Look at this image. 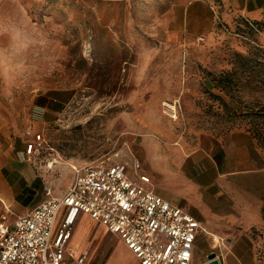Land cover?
Wrapping results in <instances>:
<instances>
[{
	"label": "rangeland",
	"instance_id": "obj_1",
	"mask_svg": "<svg viewBox=\"0 0 264 264\" xmlns=\"http://www.w3.org/2000/svg\"><path fill=\"white\" fill-rule=\"evenodd\" d=\"M200 5L208 8L207 24ZM220 6L0 0V116L25 146L36 134L45 140L27 163L35 181L10 185L25 201L18 207L43 198V182L62 194L72 166L135 157L147 171V153L183 147L205 132H246L264 155V19L251 30ZM238 55L253 58L256 68L243 69ZM226 72L231 82L219 80ZM43 106L51 111L44 118ZM9 209V218L17 216ZM77 235L88 264H136L120 239L87 218Z\"/></svg>",
	"mask_w": 264,
	"mask_h": 264
},
{
	"label": "crops",
	"instance_id": "obj_2",
	"mask_svg": "<svg viewBox=\"0 0 264 264\" xmlns=\"http://www.w3.org/2000/svg\"><path fill=\"white\" fill-rule=\"evenodd\" d=\"M199 8L204 13L201 20L207 24L208 8L205 5ZM220 8L224 13L231 8L234 16L244 20L261 21L264 0H221ZM226 16L221 14L223 20ZM191 17L195 18L196 13ZM39 109H43V118L51 112L46 106ZM33 127L41 129L35 124ZM43 129L49 131L45 123ZM24 143L12 138L10 126L0 116V208L3 211L0 216L11 214L9 207L17 216L27 214L46 199L45 186H50L53 196L66 191L55 195L52 185L43 182V198L28 202L25 209L18 207L25 205V201L15 192L16 187L10 185H31L35 181L27 163L32 162L37 151L32 157L27 156ZM142 160L147 163L148 169L143 172L150 176L153 192L189 213L204 230L195 242L191 264L206 263L211 253L220 264H264V155L250 134L237 130L224 135L205 132L183 147L154 155L147 153ZM84 218L107 230L88 216H79L70 246L77 254L85 253L84 264H88L87 252L76 243L77 228ZM122 245L129 255L130 251ZM113 262H118L115 254ZM64 264L77 263L68 260Z\"/></svg>",
	"mask_w": 264,
	"mask_h": 264
},
{
	"label": "built area",
	"instance_id": "obj_3",
	"mask_svg": "<svg viewBox=\"0 0 264 264\" xmlns=\"http://www.w3.org/2000/svg\"><path fill=\"white\" fill-rule=\"evenodd\" d=\"M44 142L36 134L26 143V155L32 157ZM129 161L108 158L72 166V181L62 195L53 196L45 186L46 199L27 214L12 220L1 215L0 264H84L86 254L70 246L80 215L117 236L138 264H191L204 232L201 224L157 196L141 162Z\"/></svg>",
	"mask_w": 264,
	"mask_h": 264
},
{
	"label": "trees",
	"instance_id": "obj_4",
	"mask_svg": "<svg viewBox=\"0 0 264 264\" xmlns=\"http://www.w3.org/2000/svg\"><path fill=\"white\" fill-rule=\"evenodd\" d=\"M263 19H264V12H263ZM249 21L251 22V24L247 20H245L246 26H248L251 30H253V29L254 30H258L259 29V25L258 24H259L260 21H254V20H249ZM253 25H255V26H253ZM222 26H224V25H222ZM237 58H238V61H239V65L243 69L245 68V69H249V70L250 69L254 70V68H256L255 65L257 66V63L255 62V60L253 58H247V57H244V56H241V55H238ZM253 64H255V65H253ZM230 74H231L230 72L224 73L223 75L219 76V80H222V79L224 80V79L228 78L230 80L229 82H231L232 77L230 76ZM258 80H259V83L261 85H264V75L263 76H258ZM261 108H264V106H261ZM231 109H233V108L231 107ZM254 132H255L254 134H256L257 136L260 135L259 131L254 130Z\"/></svg>",
	"mask_w": 264,
	"mask_h": 264
},
{
	"label": "water",
	"instance_id": "obj_5",
	"mask_svg": "<svg viewBox=\"0 0 264 264\" xmlns=\"http://www.w3.org/2000/svg\"><path fill=\"white\" fill-rule=\"evenodd\" d=\"M204 264H220L218 258L215 256V254L211 253L207 257V261Z\"/></svg>",
	"mask_w": 264,
	"mask_h": 264
}]
</instances>
